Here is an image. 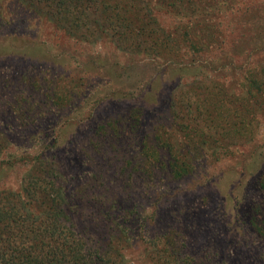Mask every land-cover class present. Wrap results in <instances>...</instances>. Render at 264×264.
<instances>
[{
	"label": "rangeland",
	"instance_id": "obj_1",
	"mask_svg": "<svg viewBox=\"0 0 264 264\" xmlns=\"http://www.w3.org/2000/svg\"><path fill=\"white\" fill-rule=\"evenodd\" d=\"M108 2L82 35L0 0V204L43 169L89 256L264 264V0Z\"/></svg>",
	"mask_w": 264,
	"mask_h": 264
},
{
	"label": "trees",
	"instance_id": "obj_2",
	"mask_svg": "<svg viewBox=\"0 0 264 264\" xmlns=\"http://www.w3.org/2000/svg\"><path fill=\"white\" fill-rule=\"evenodd\" d=\"M20 1L29 9L59 21L73 34L108 30V11H112L108 9V0ZM111 8L118 12L116 6ZM200 137L203 143V136ZM174 158L169 161L171 172L177 162ZM48 176L43 169L32 173L24 188L5 196L0 204L3 223L0 224V264H122L110 258V247L108 257L105 248L98 250L97 255L87 254V241L80 239L70 224L74 216L73 213L72 218L69 216L67 195ZM18 205L22 210L17 211ZM32 206L40 211H34Z\"/></svg>",
	"mask_w": 264,
	"mask_h": 264
}]
</instances>
